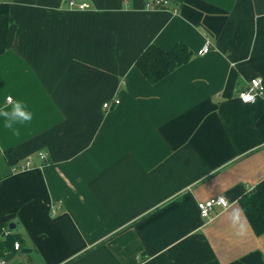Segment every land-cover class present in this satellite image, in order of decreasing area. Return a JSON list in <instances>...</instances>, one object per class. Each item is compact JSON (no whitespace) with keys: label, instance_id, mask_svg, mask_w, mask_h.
Returning a JSON list of instances; mask_svg holds the SVG:
<instances>
[{"label":"crops","instance_id":"obj_1","mask_svg":"<svg viewBox=\"0 0 264 264\" xmlns=\"http://www.w3.org/2000/svg\"><path fill=\"white\" fill-rule=\"evenodd\" d=\"M149 1L0 0V112L32 114L0 115L1 236L22 242L4 264H264L238 204L264 179V97L237 98L264 86V0ZM177 43L189 61L148 83L136 58Z\"/></svg>","mask_w":264,"mask_h":264},{"label":"trees","instance_id":"obj_2","mask_svg":"<svg viewBox=\"0 0 264 264\" xmlns=\"http://www.w3.org/2000/svg\"><path fill=\"white\" fill-rule=\"evenodd\" d=\"M8 19L6 14H0V43L6 46ZM191 56V52L183 43L175 44L170 50H164L155 44L148 45L136 58L135 67L141 75L150 84H155L173 70L181 65L186 64ZM5 159L10 166L15 164L16 157L13 150H7L4 153ZM238 204L249 223L253 233L256 236L264 234V179L259 182L254 190L243 195ZM5 224L0 223V257L3 252L14 253L22 247V242L18 234H10L3 236L2 228ZM2 235V236H1ZM18 244L17 250L14 244Z\"/></svg>","mask_w":264,"mask_h":264},{"label":"built area","instance_id":"obj_3","mask_svg":"<svg viewBox=\"0 0 264 264\" xmlns=\"http://www.w3.org/2000/svg\"><path fill=\"white\" fill-rule=\"evenodd\" d=\"M167 4H168V0H151L144 4V8L145 10H161V9H164L167 6ZM68 5L70 7H76L77 9H84L87 7L86 4H80V5L75 6L73 1H70ZM210 48H211L210 42L205 41L203 46L197 51V55L206 54L210 50ZM262 97H264V86L260 78H254L250 80L249 83L245 86V88L241 89L237 93L238 100L244 104L254 103L257 98H262ZM118 103H119L118 99L113 100V104L105 102L104 104H102V110L107 111L113 105H118ZM36 155L43 162L46 161L47 156L45 153L38 152ZM29 167H30V161L27 160L23 164V166L20 167V169L23 170ZM216 206L221 207L223 209H226L228 207L227 201L225 200L223 196H218L216 198L197 203V210L199 212V216L203 219H209L212 210ZM56 209H57V206L52 207L51 209L52 215L56 213ZM5 235H8V232H5ZM17 248H18V244L15 243L14 249L17 250ZM0 264H4V261L1 260Z\"/></svg>","mask_w":264,"mask_h":264},{"label":"clouds","instance_id":"obj_4","mask_svg":"<svg viewBox=\"0 0 264 264\" xmlns=\"http://www.w3.org/2000/svg\"><path fill=\"white\" fill-rule=\"evenodd\" d=\"M0 115L8 118L7 126L9 127L14 121H28L32 118V114L29 111H26L23 103L19 101L12 105L10 111L0 112Z\"/></svg>","mask_w":264,"mask_h":264},{"label":"water","instance_id":"obj_5","mask_svg":"<svg viewBox=\"0 0 264 264\" xmlns=\"http://www.w3.org/2000/svg\"><path fill=\"white\" fill-rule=\"evenodd\" d=\"M13 228H14L13 224L9 225V229H13Z\"/></svg>","mask_w":264,"mask_h":264}]
</instances>
